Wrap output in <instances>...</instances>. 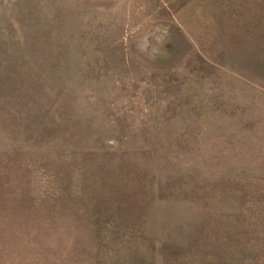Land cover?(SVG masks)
Instances as JSON below:
<instances>
[{
  "label": "rangeland",
  "instance_id": "374dc122",
  "mask_svg": "<svg viewBox=\"0 0 264 264\" xmlns=\"http://www.w3.org/2000/svg\"><path fill=\"white\" fill-rule=\"evenodd\" d=\"M0 264H264V0H0Z\"/></svg>",
  "mask_w": 264,
  "mask_h": 264
}]
</instances>
